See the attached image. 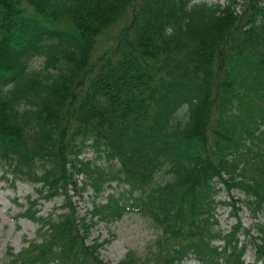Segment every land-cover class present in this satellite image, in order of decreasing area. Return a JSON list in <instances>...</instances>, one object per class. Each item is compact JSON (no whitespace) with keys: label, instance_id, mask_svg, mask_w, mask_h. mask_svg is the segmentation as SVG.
<instances>
[{"label":"trees","instance_id":"1","mask_svg":"<svg viewBox=\"0 0 264 264\" xmlns=\"http://www.w3.org/2000/svg\"><path fill=\"white\" fill-rule=\"evenodd\" d=\"M0 169L38 195L20 213L35 238L3 264H107L93 218L125 212L156 237L116 264H246L250 242L264 264V223L217 227L214 180L264 211V0H0ZM112 181L122 191L79 218L70 191Z\"/></svg>","mask_w":264,"mask_h":264},{"label":"rangeland","instance_id":"2","mask_svg":"<svg viewBox=\"0 0 264 264\" xmlns=\"http://www.w3.org/2000/svg\"><path fill=\"white\" fill-rule=\"evenodd\" d=\"M195 2L213 3H225V0H195ZM239 9V8H237ZM40 61L34 62V66H37ZM95 153L91 150H87L82 154V158L93 159ZM103 159H96L97 165L104 166ZM101 170V168H100ZM1 175V170H0ZM115 182L112 186L115 187ZM218 187H221L220 185ZM113 189H108L104 193L101 202L105 201V197L108 192ZM231 194L235 198H244L242 193L236 190L231 191ZM31 195L33 198L37 197L35 193V187L28 183L16 181L14 186H11L8 182L0 180V262L2 258L12 251L18 253L20 250L26 247L27 242L33 239L37 229V224L33 221L20 217L21 207L18 203H24L25 198ZM229 194L225 190H221L218 199L228 200ZM73 200L77 204L80 215L86 214V212L92 209V190H87L82 198L74 197ZM60 205V199L55 198L50 201L41 200V204L38 206L39 215L46 217L50 214L58 213V206ZM239 213L242 219L244 227H249L253 218L246 208L241 209ZM218 218L220 226L224 230H229L230 227L235 224L236 219L232 214L231 206H223L218 210ZM264 219V215H261ZM153 237V230L149 224L141 217L131 214H124L120 219L110 222H98L93 226L89 234L88 242L110 238L111 242L101 249H99V257L107 264L118 263L129 249L142 248L149 239ZM247 262H253V247L251 244L248 246V251L245 254ZM2 264V263H0ZM184 264H198L195 261H187Z\"/></svg>","mask_w":264,"mask_h":264}]
</instances>
